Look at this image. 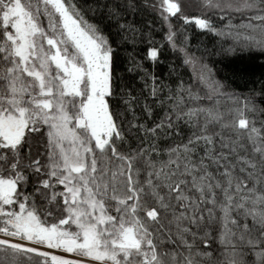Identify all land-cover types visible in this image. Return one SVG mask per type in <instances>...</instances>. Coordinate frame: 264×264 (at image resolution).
<instances>
[{
	"label": "snow or ice",
	"instance_id": "1",
	"mask_svg": "<svg viewBox=\"0 0 264 264\" xmlns=\"http://www.w3.org/2000/svg\"><path fill=\"white\" fill-rule=\"evenodd\" d=\"M0 264H264V0H0Z\"/></svg>",
	"mask_w": 264,
	"mask_h": 264
},
{
	"label": "trees",
	"instance_id": "2",
	"mask_svg": "<svg viewBox=\"0 0 264 264\" xmlns=\"http://www.w3.org/2000/svg\"><path fill=\"white\" fill-rule=\"evenodd\" d=\"M191 71H192L191 68H189V69L187 70V72H186V74H185V78H186V79H187V76H188L189 74H191Z\"/></svg>",
	"mask_w": 264,
	"mask_h": 264
}]
</instances>
